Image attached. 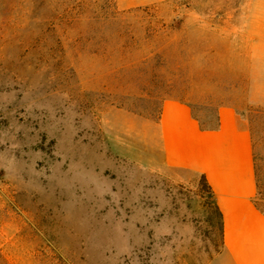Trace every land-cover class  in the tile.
<instances>
[{
    "label": "rangeland",
    "instance_id": "obj_1",
    "mask_svg": "<svg viewBox=\"0 0 264 264\" xmlns=\"http://www.w3.org/2000/svg\"><path fill=\"white\" fill-rule=\"evenodd\" d=\"M257 1L0 0V264H233L158 110L233 106L264 188Z\"/></svg>",
    "mask_w": 264,
    "mask_h": 264
},
{
    "label": "crops",
    "instance_id": "obj_2",
    "mask_svg": "<svg viewBox=\"0 0 264 264\" xmlns=\"http://www.w3.org/2000/svg\"><path fill=\"white\" fill-rule=\"evenodd\" d=\"M120 3L134 6L142 0ZM251 21L264 23V0L257 1ZM218 116L217 129L201 130L187 104L164 99L158 117L163 161L205 175L223 215L224 250L233 264H264V214L253 203L257 189L252 137L233 106H220Z\"/></svg>",
    "mask_w": 264,
    "mask_h": 264
},
{
    "label": "trees",
    "instance_id": "obj_3",
    "mask_svg": "<svg viewBox=\"0 0 264 264\" xmlns=\"http://www.w3.org/2000/svg\"><path fill=\"white\" fill-rule=\"evenodd\" d=\"M150 26V25H149ZM160 28V27H159ZM153 30H156V27H152ZM209 98L208 100L213 102V105H208L209 108H206V112L203 111V109L198 110L199 112H196L195 107L192 105V103H190L187 100L181 99V98H177L176 100H179L180 102H183L185 104H187L191 111H192V116L193 118L198 122V125L200 127L201 130H214L217 129L219 127V116H218V109L220 106H224V105H229L227 103L224 102H219L217 101V99H214L213 97H207ZM163 102V100H162ZM161 102V104H162ZM161 104L159 106V110H158V117L160 114V110H161ZM254 146V145H253ZM254 166H255V179H256V195L253 198V203L255 205V207L257 208V210L264 214V188H262V181L260 179V174H259V170L256 164V160H255V155H254ZM200 177L201 180L203 182V186L205 187V190L207 192V197L208 200L213 204L214 209H215V213L216 216L218 218V230L221 236V240H222V245L224 247V242H223V215L222 212L218 206V204L216 203L215 200V194L213 192V189L211 187V185L208 183L206 177L204 174L200 173Z\"/></svg>",
    "mask_w": 264,
    "mask_h": 264
}]
</instances>
